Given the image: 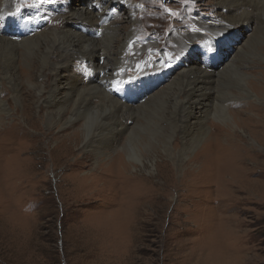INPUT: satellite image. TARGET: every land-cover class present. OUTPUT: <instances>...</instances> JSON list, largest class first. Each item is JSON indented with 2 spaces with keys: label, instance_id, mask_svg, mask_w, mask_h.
<instances>
[{
  "label": "rangeland",
  "instance_id": "obj_1",
  "mask_svg": "<svg viewBox=\"0 0 264 264\" xmlns=\"http://www.w3.org/2000/svg\"><path fill=\"white\" fill-rule=\"evenodd\" d=\"M4 1L0 0V9ZM7 1L11 4L13 19L5 32L16 35L29 30L34 39L13 45L0 39V63L6 75L2 83L3 99L9 112L20 108L22 103L12 92L19 84L28 103L37 111L39 104L33 96L38 94L37 87L41 84L49 89L54 83L52 75H41L46 60L39 55V48L45 43H67L71 36L62 30L60 15L74 13L78 18L87 0ZM128 1L141 30V36L131 40L129 48L132 25L127 23V16L132 12L128 5L114 2L102 12L109 2L105 0L94 8V12L105 17L107 26H119L120 38L109 33L101 43L107 46L113 43L123 53L122 59L129 61L124 74L132 87L139 89L137 97L134 93L138 90L132 89L129 98L123 99L125 103L133 102L131 113L137 122L122 135L118 149L105 158L116 156L125 145L141 150L142 161L128 155L125 159L130 163L129 173L140 179L145 177L147 182L132 180L123 191L121 183L101 186L92 178L72 177L76 173L91 175L96 170L98 160L93 151L85 149L83 135L101 122L106 112L104 105L74 115L73 103L69 102L65 104L67 110L63 109L61 120L53 117L60 109H47V115L39 120L33 118L29 124L41 132L54 131L55 135L20 139L22 142L19 140L15 146L25 149L17 151V156H14L16 151H7L10 144H2L5 137L2 134L0 173L1 176L4 172L14 173V176L5 175L0 180V264H264V132L258 127V133L248 134L252 122L246 114L250 101L262 105L264 97L253 90L250 96L241 91L239 71L219 76L210 103L213 110L209 124L231 125L253 150L236 149L232 156L227 148L216 158L213 157L218 155L217 149L207 153L206 181L210 187L209 194L203 196L197 194L193 184L185 190L176 185L204 140L188 151L181 136L172 131L166 120L171 105L168 95L148 99L158 89L175 91L178 87L175 79L186 64L181 55H174L169 49L179 47L171 41L174 29L197 33L193 60L204 64V53L209 48L202 39L211 37L193 24H221L218 0ZM2 23L0 19V29ZM95 30L99 37L103 34L100 28ZM76 32L94 35L88 27L76 26ZM232 35L231 41L222 47L218 60L244 63L247 67L242 69L250 74L247 81L258 80V72L264 69V32L252 24L248 28L240 27ZM139 43L153 44L160 49L147 47L140 60V54L127 52V48ZM89 52L82 49L63 69L66 79L70 81L77 75L83 82L88 80L92 72L86 57ZM209 53L213 55L211 50ZM11 57H16L17 62L13 73L8 68ZM155 65L161 68L153 69L157 68ZM23 69L28 70L35 89L29 85L27 76H21ZM152 86L154 90L150 92ZM101 92L88 91L97 99ZM231 111L238 112L242 120L235 118ZM3 120L11 123L8 116ZM72 123V128L63 130V126ZM209 130L208 136L213 129L209 126ZM75 131L83 135L69 148L68 142L58 135ZM167 143L178 144L169 150ZM12 156L18 162H10ZM222 163H229L228 168ZM217 165L221 168L214 172L212 168Z\"/></svg>",
  "mask_w": 264,
  "mask_h": 264
},
{
  "label": "bare ground",
  "instance_id": "obj_2",
  "mask_svg": "<svg viewBox=\"0 0 264 264\" xmlns=\"http://www.w3.org/2000/svg\"><path fill=\"white\" fill-rule=\"evenodd\" d=\"M103 1L105 0H87L86 7L81 10L83 12L78 18H75L74 13L71 15L65 14V16L60 15L61 28L63 31L70 33L71 39L67 43H45L39 48V55H43L46 60V67L42 70L41 75L44 73L52 75L54 83L49 89H46L41 84L37 87V89H39L38 94L33 95L35 97V102L39 104L37 111L28 103V99L24 96L19 84L16 85L15 89L13 88L12 92L14 98L19 99L22 105L12 112L8 111L3 99L4 90L2 89V83L6 75L0 63V136L2 134L5 135L2 139V144H10L11 146L7 148V151H16L14 156H17V151H23L25 149L24 147L15 146L20 139H27L29 136L39 134L46 136L55 135L54 131L41 132L35 128L33 129L31 124H29L33 118L39 120L44 115H47V109H60L56 111L53 117L56 120H61L63 109L67 110L65 109V104L69 102L73 103L71 113H74V115L78 112H83V114H85L93 108H97L98 105H104L106 108L105 115L93 130L87 131L84 135L80 131H75L62 133L58 135V137H61L62 140H66L69 148H73L81 140L83 135V138L86 140L85 149L93 151L94 157L98 160L96 170L92 172L91 175L76 173L72 175V177L92 178L99 181L101 186L121 183L122 190L124 191V188L129 185L132 180L134 182L143 181L145 184L147 182V180L144 181L145 177L144 179H140L138 176L129 173L130 163L125 159V156L128 155L132 157V159L135 158L136 160L142 161L144 157L142 154L143 152L141 150L135 151L128 145H125L121 147L116 156L108 157L109 159L105 157L112 151L118 149L121 144L122 135L137 122V118L131 113L133 102L130 100V103H125L123 99L125 97L129 98L132 89L138 90V92L134 93L135 97H137L139 95V89L132 87L133 84L130 79L124 74V71L128 68L129 61L122 59L123 53L121 54V52L114 47L113 43L108 44V46L107 44L101 43V39L103 41L105 36L109 33H114L117 37H121L119 26L116 24L107 26L105 17L94 12V8L99 6ZM114 2L125 3L132 12V14L127 16V23L130 24V26L132 25V34L128 39L129 48L131 40L141 36V30L138 26L140 22L138 23L137 20L135 21L136 18L132 16L134 9L131 7V3L128 0H109L103 7L102 12ZM2 6L0 9V19L3 20V23L0 29V39L12 45L15 42L32 41L34 36L29 30L20 31L16 35H10L5 32L6 26L11 19H13V11H11V4L7 0L2 3ZM217 6L222 22L221 24L216 25L215 23H211L208 26L193 24V26L206 30L209 36L208 38L211 37L210 40L202 39L209 48L204 53V64L194 62L193 60L192 54L196 47L195 40L197 39V33L180 31L178 28L174 29L171 41L177 42L179 47H176V49L168 47L174 55H181L182 61L186 64L182 67L181 72L177 74L175 79L178 87L175 91L168 88L158 89L150 94L148 98H157V96L162 94H165V96L168 95L167 97H169L171 105L170 108L168 107L166 120L169 122L172 131L181 136L183 144L185 145L184 148L188 151H192L201 140H204V145L197 151L196 155L189 160L180 178L181 180L176 185V187H182L181 189L185 190V187L193 184L195 185L197 194L200 196L209 194L208 189L210 186L206 181L208 178V166L205 164L207 153L217 149L218 155L213 157L216 158L221 157L219 152L227 148L231 150L232 156L236 149L253 150V146L241 138L231 125H220L217 123L209 124V116L213 110L210 108V103L215 95L214 86L219 76L228 71H239L242 74L240 83L241 91L250 96L253 90L258 96L264 97V69L258 72V80L247 81V77L250 76V74L245 69H242L247 67L246 64L241 63V65H238L233 59L224 62L218 60L222 47L231 41L233 36L232 33H235L240 27L244 26L248 28L251 27L252 24H255L258 31L260 29L264 32V0H218ZM193 8L194 5L192 9ZM186 25H190V23L186 22ZM76 26L79 28L82 27L83 29L88 27L94 32V35L90 37L76 32ZM109 27L111 28L109 29ZM95 28L97 30L99 28L103 30V34L100 37L98 36L99 32L97 33ZM149 46L160 49V46L157 47L153 44L144 46L143 43H139L135 44L131 49L127 48V52L131 54H140L141 57H139L141 60L146 54L148 50L147 47ZM82 49L90 51L86 57L92 68L91 75H89L88 80L84 82L77 75L69 81L64 76L63 69L70 65L73 58L79 56L78 52ZM209 50L213 52L212 56H210ZM215 53L217 55H215ZM16 64V57H11L8 68L12 73L15 72ZM155 67L157 68L153 69L161 68L159 65H155ZM28 75V70L23 69L21 76H27L29 85L35 89V84L30 82ZM118 85H121V87L118 88ZM123 85L126 89L123 88ZM95 89L102 90L100 99L88 93L89 90ZM153 90L152 86L150 92ZM81 92L84 93V96H81ZM144 97H146V95H144ZM248 106L249 112L246 113L247 119L251 121L252 124L247 133L255 135V133L259 132L257 130L258 127L261 128L263 133L264 104L258 105L250 101ZM231 114H234L235 118L237 117V119L242 120L238 112L231 111ZM6 116L10 117L11 123H6L3 120ZM21 118L23 121H20ZM130 120L131 125L129 124ZM238 123L241 124L240 121H238ZM73 125L74 123L63 126V130L70 129ZM209 126L213 129L210 136H208L210 131ZM9 135L11 138L8 137ZM21 140L20 142H22ZM177 144L178 143H174L173 146L168 144L167 148L171 150L173 147H176L175 145ZM14 156L10 158V162H18ZM222 164L226 166V168L229 166V163ZM222 164H220L221 167ZM79 165H81L80 162ZM221 167L217 165L214 166L212 170L214 171ZM11 171L14 172L13 168ZM209 172L212 171L209 170ZM5 175H7V178H11L14 176V173L4 172L3 176H1L0 173V180H2ZM156 183H159V181H156Z\"/></svg>",
  "mask_w": 264,
  "mask_h": 264
},
{
  "label": "snow or ice",
  "instance_id": "obj_3",
  "mask_svg": "<svg viewBox=\"0 0 264 264\" xmlns=\"http://www.w3.org/2000/svg\"><path fill=\"white\" fill-rule=\"evenodd\" d=\"M17 11H19V9Z\"/></svg>",
  "mask_w": 264,
  "mask_h": 264
}]
</instances>
